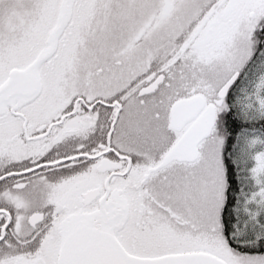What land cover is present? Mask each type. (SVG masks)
<instances>
[{
    "label": "snow or ice",
    "instance_id": "obj_1",
    "mask_svg": "<svg viewBox=\"0 0 264 264\" xmlns=\"http://www.w3.org/2000/svg\"><path fill=\"white\" fill-rule=\"evenodd\" d=\"M0 264H264V0H0Z\"/></svg>",
    "mask_w": 264,
    "mask_h": 264
}]
</instances>
